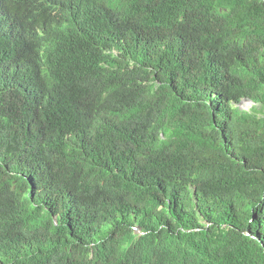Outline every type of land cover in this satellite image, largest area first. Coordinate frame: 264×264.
Returning a JSON list of instances; mask_svg holds the SVG:
<instances>
[{"label": "trees", "instance_id": "obj_1", "mask_svg": "<svg viewBox=\"0 0 264 264\" xmlns=\"http://www.w3.org/2000/svg\"><path fill=\"white\" fill-rule=\"evenodd\" d=\"M0 264H264V0H0Z\"/></svg>", "mask_w": 264, "mask_h": 264}, {"label": "clouds", "instance_id": "obj_2", "mask_svg": "<svg viewBox=\"0 0 264 264\" xmlns=\"http://www.w3.org/2000/svg\"><path fill=\"white\" fill-rule=\"evenodd\" d=\"M51 17L54 18L56 21H63L57 11H52ZM38 19H40V18H38Z\"/></svg>", "mask_w": 264, "mask_h": 264}, {"label": "rangeland", "instance_id": "obj_3", "mask_svg": "<svg viewBox=\"0 0 264 264\" xmlns=\"http://www.w3.org/2000/svg\"><path fill=\"white\" fill-rule=\"evenodd\" d=\"M247 103L248 104L247 105L244 104V106H243V104H240L239 108L242 109V110H248L250 108V103L249 102H247ZM136 232H138V230H136Z\"/></svg>", "mask_w": 264, "mask_h": 264}, {"label": "bare ground", "instance_id": "obj_4", "mask_svg": "<svg viewBox=\"0 0 264 264\" xmlns=\"http://www.w3.org/2000/svg\"><path fill=\"white\" fill-rule=\"evenodd\" d=\"M247 102L248 101H242L241 104H243V106H244V104H246V105L248 104Z\"/></svg>", "mask_w": 264, "mask_h": 264}, {"label": "water", "instance_id": "obj_5", "mask_svg": "<svg viewBox=\"0 0 264 264\" xmlns=\"http://www.w3.org/2000/svg\"><path fill=\"white\" fill-rule=\"evenodd\" d=\"M250 103V102H249Z\"/></svg>", "mask_w": 264, "mask_h": 264}]
</instances>
